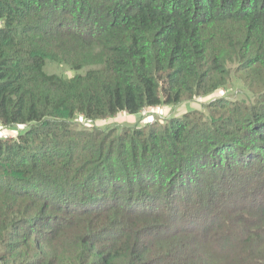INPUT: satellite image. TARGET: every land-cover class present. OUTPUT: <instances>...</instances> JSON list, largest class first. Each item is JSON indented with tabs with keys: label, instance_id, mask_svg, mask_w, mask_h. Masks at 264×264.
<instances>
[{
	"label": "trees",
	"instance_id": "trees-1",
	"mask_svg": "<svg viewBox=\"0 0 264 264\" xmlns=\"http://www.w3.org/2000/svg\"><path fill=\"white\" fill-rule=\"evenodd\" d=\"M0 124V264H264V0H0Z\"/></svg>",
	"mask_w": 264,
	"mask_h": 264
},
{
	"label": "rangeland",
	"instance_id": "rangeland-1",
	"mask_svg": "<svg viewBox=\"0 0 264 264\" xmlns=\"http://www.w3.org/2000/svg\"><path fill=\"white\" fill-rule=\"evenodd\" d=\"M232 81L223 87L215 90L209 95H197L190 100L178 105H163L155 107H146L138 114H129L127 112H120L113 117L100 118L97 120H87L78 118L76 121L83 128H97V130L105 131V133L116 134L118 132L146 130L147 132L156 129H163L165 125L169 124L172 119L181 117L183 114L195 110H201L203 107L214 102L217 98L228 97V99H244L249 98L251 91L244 88V83L239 79L235 71H230ZM246 89V90H245ZM24 126H17L14 129H7L0 124V135L7 138L17 137L18 130ZM82 129V128H81Z\"/></svg>",
	"mask_w": 264,
	"mask_h": 264
}]
</instances>
